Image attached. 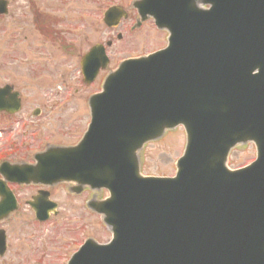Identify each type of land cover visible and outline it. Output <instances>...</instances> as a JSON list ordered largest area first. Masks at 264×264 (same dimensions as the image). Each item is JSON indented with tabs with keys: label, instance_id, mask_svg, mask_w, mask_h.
I'll use <instances>...</instances> for the list:
<instances>
[{
	"label": "water",
	"instance_id": "95a60500",
	"mask_svg": "<svg viewBox=\"0 0 264 264\" xmlns=\"http://www.w3.org/2000/svg\"><path fill=\"white\" fill-rule=\"evenodd\" d=\"M204 1V12L155 10L170 33L166 50L123 62L90 98L81 144L56 152V180L110 193L92 207L112 241L86 242L68 264H264V0ZM121 17L110 9L104 23L114 28ZM99 50L83 62L86 83ZM9 92L0 90V112L17 109L16 94L3 100ZM178 125L188 138L177 178H141L136 151ZM247 141L256 161L229 172L228 151Z\"/></svg>",
	"mask_w": 264,
	"mask_h": 264
},
{
	"label": "rangeland",
	"instance_id": "374dc122",
	"mask_svg": "<svg viewBox=\"0 0 264 264\" xmlns=\"http://www.w3.org/2000/svg\"><path fill=\"white\" fill-rule=\"evenodd\" d=\"M6 1L9 2V14L0 17V87L8 84L19 92L22 112L11 118L0 116V145H5L10 132L14 133L11 139H23L32 144V151L43 150L48 145L76 144L87 129L86 101L100 90L108 72L114 70L120 61L151 54L166 43V38L149 26L131 33L129 26L136 18L133 10L129 17L132 21L129 19L115 30L104 26L102 17L108 7H124L130 0ZM33 9L44 18L51 37L35 27ZM119 34L121 38L117 40ZM108 42L112 43L107 50L111 62L108 71L92 85H83L79 74L80 57L91 46ZM36 109H40L41 114L34 118L31 114ZM23 122L27 124L24 128ZM21 134L23 138L19 137ZM185 139L183 130L177 128L145 144L137 154L141 175L173 177ZM255 156L254 145L242 144L230 153L228 168H243L251 164ZM104 196L105 192L97 191L93 195L97 199ZM58 199L61 208L54 221L64 223L68 232L60 231L52 239L48 235L49 245L45 240H38L34 248L38 249L39 258L43 250L50 249L51 264H66L85 237H94L99 244L110 240L111 234L101 218L87 210L85 201L88 196L68 200L61 195ZM80 228L84 229L83 234ZM45 229L46 226H42L37 232L44 233ZM44 264H48L47 259Z\"/></svg>",
	"mask_w": 264,
	"mask_h": 264
},
{
	"label": "flooded vegetation",
	"instance_id": "af4514ba",
	"mask_svg": "<svg viewBox=\"0 0 264 264\" xmlns=\"http://www.w3.org/2000/svg\"><path fill=\"white\" fill-rule=\"evenodd\" d=\"M138 2L139 0H130L127 8L135 10V5ZM153 23L152 17H148L147 21L141 23L140 26H151ZM137 24L138 20L136 19L130 26L131 31ZM8 134H12V132ZM31 149L32 147L28 143L16 140L0 145V215L3 207L8 213L11 211L7 218L0 219V245L2 244L0 264H44L45 259L48 264H51L50 249L43 250L40 255L42 257L39 258L38 249L34 246L38 244V240L41 242L45 240L49 245L48 235L52 239L60 231L68 232V228L64 223L57 224L54 220L37 222L34 216L35 204L49 200L55 202L60 208L58 197L61 195L65 199L75 200L83 194L91 193V190L86 186L80 187L66 183L46 185L43 181H34L33 177L39 175L31 174L25 168L17 167L35 164L34 156L36 154L30 151ZM8 199L10 202L6 203L5 201ZM42 226H46L44 233L39 230L37 232V228ZM80 229L83 234L84 229ZM28 253L31 255H27ZM22 255L28 258L22 257Z\"/></svg>",
	"mask_w": 264,
	"mask_h": 264
}]
</instances>
